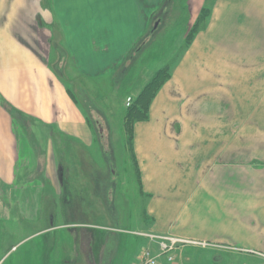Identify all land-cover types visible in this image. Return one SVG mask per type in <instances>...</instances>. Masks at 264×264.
Masks as SVG:
<instances>
[{"label": "rangeland", "instance_id": "1", "mask_svg": "<svg viewBox=\"0 0 264 264\" xmlns=\"http://www.w3.org/2000/svg\"><path fill=\"white\" fill-rule=\"evenodd\" d=\"M250 1L231 0L234 13H239V17L245 16ZM162 3L152 14L146 30L123 66L93 78L84 77L77 69L68 71L71 75L68 74L69 80L65 81L77 101L78 123L97 132L92 133L89 144L77 139L79 147L93 159L94 165L93 170H83L85 175L77 176L73 183L83 188V194L92 190L111 192L107 200L109 206H106L111 215L107 223L115 228L109 233L114 237L110 264H135L141 252L155 250L145 237L155 236L149 231L151 220L145 214L148 197L141 194L139 174L132 158L133 149L131 151L126 142L123 123L127 104L136 98L158 71L168 68L170 78L176 76L180 82V79H186L181 82V88L172 92L178 95V99L175 100L176 107L169 109L168 117L161 111L152 117L149 112L147 120L135 124L141 125L145 133L151 129L150 126L159 129L155 133L157 144L152 154V165H157L153 188L159 192H171L172 188L176 189L182 183L184 187L179 192H230L226 178L222 182L227 184L226 187L218 188L209 183L211 175L208 177L205 173L213 170L217 173L220 168L230 166L231 148L234 146H238L239 150L236 162H232L233 167L246 173L247 168L257 164L254 159H262L264 163V149L258 147L264 140V118L260 116L264 109L261 91L262 86L264 88V69L251 68L264 60L261 33L258 32L255 37L245 36L241 32L245 28H242L236 35H219L221 26L217 17L223 14H217V11L222 7L221 0H163ZM205 9H208L209 16L201 24L203 28L193 37L192 44H188L187 37ZM31 12L28 0H0V58L20 52L19 49L27 42L25 38L28 37L29 26L32 34L38 30L35 21L29 20ZM51 55L49 59L53 61ZM184 62L186 65L182 67ZM160 92L168 94L164 86ZM181 92L183 95L179 97ZM175 124L182 127V132L175 128ZM100 128L110 130L102 136L98 133ZM38 139L41 140L40 136ZM228 157L230 159L226 161ZM78 167L85 166L81 163ZM257 167L254 173L260 175L252 177L259 183L264 175V165ZM228 171L234 170L225 168V172ZM71 175L64 176L65 185ZM253 189L259 192L262 186L258 184ZM238 192H245L244 188H238ZM47 193L29 192L30 203L26 207V194L19 198L15 194V203L10 206L9 192H0V264H42L38 249L48 213L45 212L46 204L40 201ZM172 211L170 214H175L177 209ZM198 211L203 218L198 217L196 211H184L173 222L175 225L169 234L176 238L177 227L185 224L205 227L203 232L197 230L196 234L186 238L177 237L204 243L205 246L184 244L161 257V262L212 264L213 257L219 253L226 264H264V245L241 244L229 236L217 240V230L212 229L217 225V212L207 213L211 216L208 222L202 210ZM101 216V213H92L89 221L99 226L106 224ZM192 216L197 217L188 219ZM55 220L62 222L59 205ZM225 231L231 233L230 226L227 225ZM58 235L68 239L62 231ZM100 237L102 239L101 234ZM12 247L14 250L8 253ZM237 255L249 258L244 257V261ZM167 258L172 261L168 262Z\"/></svg>", "mask_w": 264, "mask_h": 264}, {"label": "crops", "instance_id": "2", "mask_svg": "<svg viewBox=\"0 0 264 264\" xmlns=\"http://www.w3.org/2000/svg\"><path fill=\"white\" fill-rule=\"evenodd\" d=\"M221 1L222 7L217 14L221 12L223 16L217 17L221 26L218 34L236 35L237 31L245 28V31H241L243 35L255 37L259 32L264 44V0H251L243 17L234 13L231 0ZM162 2L163 0H28L32 7L29 20L35 21L38 30H34L35 33L32 34L29 26L28 37L25 38L27 42L19 49L20 52L0 58V192H9L10 206L15 203V194L18 198L26 194V207L30 203L29 192H48L40 201L41 204H46L45 212L48 213L41 230L43 239L38 249V258L42 264L111 263L114 237L109 233L115 231V228L107 223L111 215L110 209L106 208L109 206L107 200L111 192L92 190L83 194V188L73 183L77 176L85 175L83 170H93L94 165L93 159L79 147L77 139L89 144L92 133L96 130L78 123L77 101L66 87L65 81L69 80L68 71L77 69L84 77L93 78L123 66L142 32L146 30L152 14ZM222 17L224 19L221 21ZM51 54L53 61L49 59ZM185 65L186 62L182 67ZM251 68L264 69V60ZM184 79L186 78L180 79L181 82ZM181 82L176 76L166 81L163 86L168 94L161 93L162 88L159 90L160 93L154 98L149 110L152 117L160 111L165 117L169 116V109L176 107L175 100L178 99V95L172 92L182 87ZM261 91L264 95L263 86ZM182 95L181 92L179 97ZM262 100L264 101L263 97ZM260 116L264 118V109ZM150 127L145 133L142 132L141 125L133 126V143L136 144L133 145L134 164L139 174L141 194L148 197L145 214L151 220L150 233L159 237L173 236L169 234L175 225L173 222L184 211H196V215L203 218L198 215V210L201 209L208 222L211 216L207 213L217 212V225L212 227L213 231L217 230V240L229 236L241 244L264 245V175L262 174L259 183L252 177H259L260 174L254 172L258 170V165H264L262 159H254L257 164L247 168L244 173L242 169L232 166L239 150L238 146H234L235 148H231L233 152L230 166L220 168L217 173L215 170L205 173L208 177L211 175L209 183L218 188L223 185L226 187V183L222 184L226 178L230 192H179L184 187L182 183L176 189L172 188L171 192H159L157 188H153V182L157 179V165H152L153 149L157 144L155 133L159 129ZM175 128L182 132L181 126L175 124ZM107 130L100 128L98 133L103 136ZM251 132L254 133V129ZM258 147L264 149V140ZM136 150L144 156L143 159L139 158ZM229 159L230 157L226 161ZM81 163L85 169L78 167ZM225 168L234 171L225 172ZM68 173L73 175L65 185L63 181ZM144 181L147 183L144 184ZM142 184L145 186L143 189ZM258 184L262 186V190L253 191ZM238 188H244L245 192H238ZM166 193L169 195H165ZM57 203L60 206L61 223L55 220ZM174 208L177 209L176 213L170 214ZM92 213H101L106 224L99 226L91 223L89 219ZM193 217L195 216L188 219ZM227 225L230 226L231 233L225 231ZM88 229L94 231V239L92 234L87 239L84 231ZM197 230L203 232L206 228L185 224L177 227L175 236L186 238L196 234ZM60 231L68 235V239L59 237ZM100 234L102 243L99 240ZM145 237L148 238L147 235ZM150 246L155 248L152 252L159 251L154 242L150 241ZM13 250L14 247L8 253ZM237 257H242L244 261V257L249 258L243 255ZM214 262L226 264L219 253L213 257L212 264Z\"/></svg>", "mask_w": 264, "mask_h": 264}, {"label": "trees", "instance_id": "3", "mask_svg": "<svg viewBox=\"0 0 264 264\" xmlns=\"http://www.w3.org/2000/svg\"><path fill=\"white\" fill-rule=\"evenodd\" d=\"M209 16L208 9L203 10L196 20L194 26L192 27L187 41L190 44L193 40V37L203 26L205 20ZM170 78V73L168 68L162 69L158 71L154 77L146 84V86L140 91V93L131 101L130 105L126 107V113L124 116V129L127 136V143L129 149L132 151L133 149V126L141 121H145L148 118L149 108L153 99L156 97L159 90L166 83V81ZM132 158L135 162L134 155L132 152Z\"/></svg>", "mask_w": 264, "mask_h": 264}, {"label": "built area", "instance_id": "4", "mask_svg": "<svg viewBox=\"0 0 264 264\" xmlns=\"http://www.w3.org/2000/svg\"><path fill=\"white\" fill-rule=\"evenodd\" d=\"M130 100H128L129 102ZM130 105V102L127 106ZM151 242L157 244L158 253L151 252L149 250H145L141 252L135 264H161V257L166 256L168 253L172 252L179 246H183L184 244H193V245H201L205 246L204 243L200 244L197 242L180 240L173 237H159V236H147ZM168 262H171V258H167Z\"/></svg>", "mask_w": 264, "mask_h": 264}, {"label": "flooded vegetation", "instance_id": "5", "mask_svg": "<svg viewBox=\"0 0 264 264\" xmlns=\"http://www.w3.org/2000/svg\"><path fill=\"white\" fill-rule=\"evenodd\" d=\"M70 204V203H69ZM79 232V231H78ZM84 234H86V236L88 237H86L87 239H89V237H91V234H92V236H93V239L95 238V236H94V231H92L91 229H88V230H86V231H84ZM99 240H100V243H102L103 241H102V239H100V237H99Z\"/></svg>", "mask_w": 264, "mask_h": 264}, {"label": "water", "instance_id": "6", "mask_svg": "<svg viewBox=\"0 0 264 264\" xmlns=\"http://www.w3.org/2000/svg\"><path fill=\"white\" fill-rule=\"evenodd\" d=\"M216 262V261H215Z\"/></svg>", "mask_w": 264, "mask_h": 264}]
</instances>
